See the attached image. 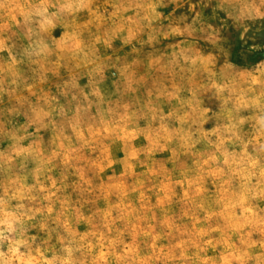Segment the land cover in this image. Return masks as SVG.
Returning a JSON list of instances; mask_svg holds the SVG:
<instances>
[{
  "label": "rangeland",
  "instance_id": "1",
  "mask_svg": "<svg viewBox=\"0 0 264 264\" xmlns=\"http://www.w3.org/2000/svg\"><path fill=\"white\" fill-rule=\"evenodd\" d=\"M0 264H264V0H0Z\"/></svg>",
  "mask_w": 264,
  "mask_h": 264
}]
</instances>
